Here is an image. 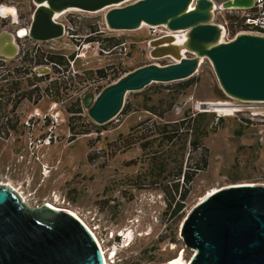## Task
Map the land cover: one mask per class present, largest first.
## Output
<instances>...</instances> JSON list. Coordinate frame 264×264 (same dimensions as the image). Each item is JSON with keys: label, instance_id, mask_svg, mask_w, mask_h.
<instances>
[{"label": "rangeland", "instance_id": "374dc122", "mask_svg": "<svg viewBox=\"0 0 264 264\" xmlns=\"http://www.w3.org/2000/svg\"><path fill=\"white\" fill-rule=\"evenodd\" d=\"M25 2L0 0L2 4L14 5L19 15L17 24H12L9 17H0V30L15 31L24 26L23 16L24 19L28 16ZM72 16L78 17L79 23L73 26L81 45H74L71 31H68L44 46H52L53 52L64 55L69 67L66 56L70 58L75 52L83 56L84 53L74 61V66L79 69L120 59L123 74L146 64L151 61L147 40L166 31L163 26L156 27L158 25L109 30L104 25V10H70L57 20L63 22ZM214 21L221 23L223 18L216 16ZM98 29H103L104 33L100 37L93 35L103 39L101 44L90 42V46L83 47L86 43L83 37ZM226 29L224 39L228 40L233 37L235 28L228 22ZM106 37L110 39L108 42ZM111 39L126 44L125 55L99 49L106 50L115 44L110 42ZM22 40L18 38L19 45ZM42 73L47 74L40 79L39 86L31 88V78L23 83V58L19 59L17 54L13 59H0V181L21 191L29 205L50 201L77 213L95 232L108 264H166L177 255L189 260L193 250L186 248L179 236L181 222L189 210L206 194L228 184L264 183V114H256L264 112V101L253 103L227 97L208 63L202 64L188 79L152 83L141 91L127 93L125 103L130 102V107L124 110L123 106L120 113L105 124L92 122L81 109L76 116L62 112L57 123L51 125L48 114L55 109L68 110L73 104L71 97L75 89L67 83L84 81V73L72 77L65 66ZM121 75H110L109 79L102 80L101 88ZM50 79L64 87L62 98L54 108L46 96L50 93L46 90ZM41 93L43 99L39 103L36 99ZM218 100L241 102L244 109L230 115L213 112L209 127L214 129L203 139V148L193 150L189 137L182 135L183 132L178 133L174 149L185 147L182 170L191 176V181L184 184L180 177L178 190L165 196L161 187L171 179L168 173L173 163L166 165L165 170L155 169L137 139L144 136L153 121L172 124L177 121L178 124L186 114L204 111L199 108L201 102ZM36 107L40 116L24 117L29 120V126L23 131V111L33 112ZM147 107H154L162 119L152 115L145 109ZM13 112L17 116L12 115ZM219 116L224 117L223 121L218 120ZM185 125L179 131H185ZM155 144L150 151L156 148ZM203 158L206 166L195 172ZM184 191L187 194L183 209L175 216L170 215L171 208L180 198L179 193ZM119 233L121 238L117 242L114 235ZM110 250L117 251L113 260L107 255ZM117 256L127 261H119Z\"/></svg>", "mask_w": 264, "mask_h": 264}, {"label": "water", "instance_id": "95a60500", "mask_svg": "<svg viewBox=\"0 0 264 264\" xmlns=\"http://www.w3.org/2000/svg\"><path fill=\"white\" fill-rule=\"evenodd\" d=\"M30 1L34 8L27 26L0 30L1 58L13 59L18 54V38L43 42L61 38L65 26L54 15L70 9L104 10L109 30H135L145 23L165 25L173 32L147 40L150 58L171 61H150L96 94L85 91L81 95L83 109L96 124L116 117L127 93L152 83L188 79L205 63L227 97L264 101V34L237 31L228 40L220 39L227 29L214 21L216 7L243 10L253 0ZM18 16L14 5L0 3L1 18L9 17L17 24ZM183 33L185 40L174 43ZM35 71L50 69L35 67ZM199 108L205 111L209 106L203 102ZM179 236L193 250L187 264H264V183L228 184L206 194L183 218ZM0 264H104V260L91 231L66 208L48 201L29 205L11 186L0 183Z\"/></svg>", "mask_w": 264, "mask_h": 264}, {"label": "trees", "instance_id": "16d2710c", "mask_svg": "<svg viewBox=\"0 0 264 264\" xmlns=\"http://www.w3.org/2000/svg\"><path fill=\"white\" fill-rule=\"evenodd\" d=\"M107 38L108 37H106V42L110 40ZM110 42L113 44L119 41L118 39H111ZM48 56H49V60L52 61L55 60L56 62L59 63L65 62L64 55L62 54H57V55L49 54ZM185 84L188 85L189 83L186 82ZM63 88L64 87L62 86L61 83L52 81L47 85L46 90L52 94L53 100H60L63 95L62 93ZM130 105H131L130 102L125 103L124 110H127L130 107ZM145 109L148 110L152 115H156L162 119V116L155 111L154 107H147ZM68 110L74 112L75 114H73V116H76V113L80 112L81 108L79 107L78 104H74V107H70ZM213 112L215 111L212 112L193 111L191 113L186 114L184 116V119H182L178 124L177 121L173 122V124L167 121L165 122L163 121L159 122L160 120L153 121L151 123V127L146 128V132L144 133V136L137 139L136 142H138V145L144 151V154L148 155L149 162L151 166H153L155 169L160 170V168L161 169L163 168L165 170L166 165H168L169 163H173L168 173V176H170L171 179L166 181V183H163L161 187V190L165 196H168V194L170 195V191L178 190L180 177H182L181 181L184 184H187L191 181V176L187 174L186 170H182L183 158L184 155L186 154L185 147L182 146L181 148L174 149V144L178 139V133L183 132L182 135H184L186 138L189 137V145H191V148L193 150H197V148L199 147L203 148L204 147L202 142L203 139L214 129V127H209L210 122L213 121V117H214ZM223 118L224 117L219 116L218 120L223 121ZM245 120L249 121V119H245ZM184 123H186V125L183 127L185 131H179L182 129L181 126ZM155 142H156L155 144L156 148L153 151H150L151 147L154 145ZM188 152L189 151H187V157L190 154ZM196 166L197 167L195 169L196 170L195 172L204 169V167L206 166V159L203 158L202 163ZM186 194L187 191L179 193L180 198L174 203L173 207L171 208L169 212L170 215L175 216L183 209L185 204L184 199L186 197ZM114 237L117 241L120 238L118 234L114 235ZM117 258H119V261H124V262L127 261L126 259H120V257L118 256Z\"/></svg>", "mask_w": 264, "mask_h": 264}, {"label": "built area", "instance_id": "2783aa9c", "mask_svg": "<svg viewBox=\"0 0 264 264\" xmlns=\"http://www.w3.org/2000/svg\"><path fill=\"white\" fill-rule=\"evenodd\" d=\"M130 1H133V0H127L125 2H130ZM214 13H215L214 18L216 16H222L223 21L221 23H223L225 25V27H227L228 22H229V24L233 28H235V32L233 33V35L237 31H251V32H258V33L264 34V0H253V5L250 8L243 9V10H236V9H229L228 10V9H221L219 7H216ZM76 18L78 19V17H76ZM156 27H161V26L158 25ZM165 30H167V29L164 28L163 31H165ZM161 33H162V31H161ZM159 34H155V35H153V37L158 36ZM42 43H43L42 41L32 40L29 37L24 36L22 42L19 45V52H18L19 59H22V58L24 59L25 56H27V58H28V60L26 62L23 61V68L26 72V79L31 78V83H30L31 88H37L39 86L40 79H42V77L47 74V73H42V72H36L35 67L46 66V67H49V69L51 71V69H54V68L62 69L63 66H65V67H67L68 72L71 74L72 77H75L78 74L79 75L82 74L83 70H85V71L87 70V67H86V69L84 67L79 69V68H76L74 66V61L76 60V58L83 57L84 53H82L83 56L80 53H75L74 57H72L71 59L66 56L67 61L70 63V67L65 62L64 63H59L56 61L49 62L47 60L46 55H44L42 58H39L37 56V52H38V50H40ZM88 44L89 43H85L83 45V47H85V48L88 47L89 46ZM30 47L32 49H30ZM126 50H127V47L123 41H120L117 45L113 44L111 47H109L106 50L103 48L101 49L102 52H107V53L113 52L114 54H117V55H121V54L125 55ZM0 59L4 60V61L6 60V59L1 58V57H0ZM150 59H151V61L154 60V61H159V62H162L163 60L171 61V59L168 57L157 58V59L150 58ZM110 64L113 67H115V70L118 72V74H120V75L122 74L123 62L120 59L117 60L116 62L111 61ZM109 78L110 77H106L104 79L106 80ZM104 79H102V80H104ZM102 80L101 81L99 80L100 83H98L99 81L98 82L93 81V79L84 80V81H80V82H77V81H71L70 82L69 81L67 83L68 86H70V87L73 86L72 88L75 89V92L73 93V97H71L72 102L74 104H78L79 107L81 109H83L82 104H81V95L85 91H92L95 94L98 93L100 88H101ZM50 82H52L51 79H50ZM71 83H72V85H70ZM99 84H100V86H99ZM46 96L50 98V100H51L50 105H51V107L53 106L52 108H54V106H57L58 100H53L51 93L46 94ZM42 99H43V94L41 93L37 97L36 101L40 103L42 101ZM251 102L259 103L256 101H251ZM62 112H65L68 115L75 114L74 112L66 110L65 108L55 109L51 113V115L48 114L49 122L51 125H54L57 123L58 118ZM36 116H40V111H39L38 107L34 108L33 112H24L23 111V131H26V129L29 126V120L24 119V117L31 118V117H36ZM43 116H47V115H43ZM47 139L49 140V138H47ZM0 183H5V182L0 181Z\"/></svg>", "mask_w": 264, "mask_h": 264}, {"label": "flooded vegetation", "instance_id": "af4514ba", "mask_svg": "<svg viewBox=\"0 0 264 264\" xmlns=\"http://www.w3.org/2000/svg\"><path fill=\"white\" fill-rule=\"evenodd\" d=\"M24 5L27 6L26 12H28V16H27V19H24L25 16H23V25H24L23 27L28 25L29 20H30V14H31V12H32V10L34 8V6H33V4L31 3L30 0H26ZM56 20H57V18H56ZM64 21L63 22L60 21V22L63 23V25L65 26V33H67L68 31H71L70 38H72V40H74V42H73L74 45H79L80 46L81 45L80 44L81 43V39H79L80 37H78L79 34L77 33V29L74 28V26H77V23H79L77 18H75V17L73 18V16H72V18H65ZM73 24H74V26H73ZM102 33H104L103 29L94 30L93 33H89L88 35L83 37L84 41L86 43L97 42V43L101 44L103 39L102 38L96 39L97 36L96 35L94 36L93 34H99L98 36L100 37L102 35ZM49 42L50 41H45V42L42 43V46L40 47V50H38V52H37V56L39 58H42L44 55H46L47 56V60L49 62H51L52 60H49V56L48 55L49 54L57 55L59 53L57 51L53 52L52 50L54 48L52 46H44L45 44H47ZM118 43L119 42L115 43L114 45H117ZM30 49H32V48L30 47ZM99 49L101 50L102 48L99 47ZM75 53H78V52H75ZM70 57L72 58L74 56L70 55ZM27 60H28V58H27V56H25L23 61L26 62ZM86 67H87V70L86 71L83 70V72H82V74L84 73V77L83 78L85 80L93 79V81L98 82L99 80L101 81L102 79H104L106 77H110V75L115 76V75L118 74V72L115 70V67H113L110 64V62H106V61L104 63H99V65H96V66H93V65L89 64V66H86ZM86 67H84V68L86 69ZM26 80H27L26 79V72H25V70L23 68V83L26 84ZM100 81L98 83H100ZM99 86H100V84H99ZM70 106L74 107V103L71 104ZM12 115L17 116L16 112H13Z\"/></svg>", "mask_w": 264, "mask_h": 264}, {"label": "bare ground", "instance_id": "6f19581e", "mask_svg": "<svg viewBox=\"0 0 264 264\" xmlns=\"http://www.w3.org/2000/svg\"><path fill=\"white\" fill-rule=\"evenodd\" d=\"M70 10H75V11H79L78 9H70ZM70 10H68V11H70ZM5 11V10H4ZM65 12H67V11H65ZM65 12H62V13H59V14H55L54 16H55V18H58L61 14H63V13H65ZM6 13V12H5ZM13 18H15V17H13ZM148 24H145V23H143L142 24V26L141 27H144V26H147ZM159 26H163L164 28H166L165 27V25H159ZM140 27V28H141ZM149 27H151V26H149ZM167 29V28H166ZM165 33H173L172 31H170V30H166L165 32H164V34ZM159 35H161V33L159 34ZM158 35V36H159ZM22 36V35H21ZM225 31H222L221 32V36H220V39H224L225 37ZM156 37V36H155ZM23 38V37H22ZM185 40V34L183 33L182 34V37L180 38V39H175L174 40V43H182L183 41ZM201 103H203V102H201ZM204 103L205 104H207L208 106H209V108L207 109V110H212V111H215L216 113H219V114H221V115H230V114H232V113H234L235 111H239V110H242V109H244V106H243V104L241 103V102H232V101H229V100H218V101H204ZM5 184H7V185H9V186H11L17 193H19V195L21 196V198L23 199V201H25L26 203H27V201H26V196L21 192V191H19L17 188H15V187H13L10 183H7V182H5ZM216 190V189H215ZM215 190H213V191H215ZM210 193V192H209ZM47 202V201H46ZM48 202H50V201H48ZM55 204V203H54ZM67 211L68 212H70V213H72L73 215H75L77 218H79L81 221H82V223L91 231V233L93 234V236H94V238L96 239V241H97V243H98V245H99V247H100V250H101V253H102V255H103V260H104V264H108V262H107V257H106V255H105V251L103 250V247H102V245H101V243H100V241H99V239H98V237L96 236V234H95V232L84 222V220L83 219H81L78 215H77V213H75V212H73V211H71V210H69V209H67ZM130 240V238H128L127 237V241H129ZM113 251V250H112ZM115 251V250H114ZM183 252V251H182ZM187 262H188V260H186V259H184L183 258V256L182 255H177V256H175L174 258H171V259H169L167 262H166V264H187Z\"/></svg>", "mask_w": 264, "mask_h": 264}]
</instances>
